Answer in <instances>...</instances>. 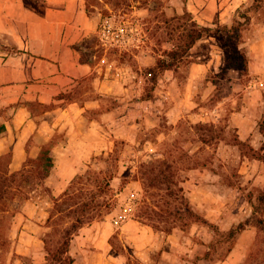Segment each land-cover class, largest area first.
<instances>
[{"label":"crops","instance_id":"1","mask_svg":"<svg viewBox=\"0 0 264 264\" xmlns=\"http://www.w3.org/2000/svg\"><path fill=\"white\" fill-rule=\"evenodd\" d=\"M165 1L171 12L187 9L201 24L231 27L247 0ZM138 12L149 13V7ZM247 14L255 34L245 42L248 60L243 88L230 91L205 110L172 68L162 70L150 94L145 93L148 77L139 70L154 66V56L134 54L140 62L136 68L109 61L106 42L97 43L102 36L99 21L87 13L84 0H0V156H8L10 172L22 169L51 143L54 164L45 183L57 196L85 162L109 153L117 144L137 147L131 160L137 163L154 160L160 155L157 147L164 146L161 155L172 162L171 147L188 145L183 123H203L205 115L215 129H232L249 148L248 153L222 157L190 153L180 159L181 185L194 210L208 221H193L187 229L177 224L164 231L149 218L135 215L144 191V174L135 166L117 193L122 195L121 207L133 200L130 217L120 225L107 218L81 225L70 239V264H232L240 256L257 230L251 222L237 234L227 258L213 263L205 254L216 240L210 224L229 229L252 217L257 195L264 188V85L252 84L255 78H264V14L260 8L256 14ZM214 35L203 36L189 49L192 52L204 42L208 45L206 54L195 55L191 79L205 78L223 56V47L210 42ZM214 88L201 94L209 97ZM161 121L168 125V132L160 129ZM189 139H195V151L197 143L214 144V139L205 141L197 133ZM221 162L228 163L226 171ZM38 206L29 202L23 209L31 217L28 209ZM258 214L264 219V212ZM20 226L13 235L16 252L29 257L32 264H45V218H26Z\"/></svg>","mask_w":264,"mask_h":264},{"label":"rangeland","instance_id":"2","mask_svg":"<svg viewBox=\"0 0 264 264\" xmlns=\"http://www.w3.org/2000/svg\"><path fill=\"white\" fill-rule=\"evenodd\" d=\"M84 4L85 9H88L90 14L98 19L102 36L101 39L97 38V43L106 42L107 53H109L107 55L108 60L114 62L115 66L136 68L139 67L140 62L134 54L140 55L146 52L154 56L157 61L158 57L167 58L166 53L170 49H180L183 45L184 38L181 35L185 31V27L188 26L189 20L186 19L184 10L171 12L169 10L170 4L166 3L165 0H84ZM142 4H148L149 13L138 12L141 10ZM259 8L264 14L263 0H247L239 8V16L233 19L235 22L232 25L236 29H232L231 32L222 31L210 39V42L213 41L216 45L223 47V56L220 60L217 59L215 67L207 72L205 78L191 79L190 72L192 63L196 58L195 55L207 53L208 45L206 42L197 45L192 52L189 50L186 53L187 57L178 63L175 74L183 84L188 83V89L192 91L194 101L198 102V107L200 105L205 110L211 109L218 104V101H222L230 91L237 92L243 88L247 74V67L245 68L244 64L246 62L247 65L248 60L245 42L247 37H253L255 34L254 24H251L247 12L256 14L259 12ZM117 38L119 42H116L115 39ZM229 42L240 48V57L236 58L235 65L233 62L226 63L230 53ZM114 43L120 45L118 48L123 51L124 60H120L118 55L113 53V47H116ZM99 49L103 54L104 46L100 45ZM243 55L247 56L246 61L242 60ZM139 71L144 72L146 70L142 68ZM158 75L156 81H158ZM213 85L215 88L211 96L205 97L201 94L202 91L205 93L207 89H211ZM234 87L235 90H233ZM227 105L226 102L223 104L225 109H227ZM207 116L205 115L206 118L203 123L199 121L195 124L183 123V128L187 129L188 145L187 147L178 145L171 147V155L175 158L172 162L166 160L165 165L162 163L165 159L161 155L164 153V146L157 147L156 152H159L160 155L156 156L154 160H141L142 162L137 163L131 161L135 159V154L138 153L137 147L132 148L117 144L109 153L94 155L85 162L79 174L69 184L65 195H53L49 185L38 184V179L33 173L30 175L29 182L24 181L27 178L25 174L26 177L24 175L16 177V183L19 187L14 188L16 184L13 183L11 185L14 186H4L3 189L6 190V193L0 198V264H32L29 257L16 252V245L13 242V235L20 232V224L25 222L26 218L32 220L35 217L37 219L45 218L43 232L46 251L55 250L62 241L64 231L67 228H72L75 224L83 225L94 218L111 220L121 208L122 195L117 193L129 180L133 169H136L135 166L144 172L152 171L155 173L165 168L171 173V178L166 184H156L152 188L144 187L140 198L141 203L135 215L149 218L155 228L164 231L171 230L177 224L187 229L193 221L197 220L187 217L186 214V205L191 211H194L195 208L189 203L187 193L180 182L178 169L181 160L190 153H201L205 157L218 153L222 157L242 152L232 129H215L211 124V117L207 120ZM222 118L227 121V116L223 115ZM190 126L194 130L189 131ZM160 127L162 131L168 132L169 127L164 121L160 122ZM194 133H197L198 137H204L208 142L214 139V144L199 146L197 143L198 149L195 151V139H189L193 137ZM147 136L151 138L158 136V133ZM235 144H237L236 148ZM140 148L144 150L143 153L147 152L145 148ZM143 153L139 154L140 158L145 155ZM171 155H169L170 158H172ZM6 159L3 157L0 161L1 171L6 166ZM219 165L223 167L224 171L229 168L227 162H221ZM32 168L33 166L30 165L29 169ZM21 177L24 180L20 179ZM95 180H97L98 185ZM29 202L39 204L36 209H28L27 212L32 214L31 217L23 209L24 205ZM157 207L161 210H168V213L165 211L158 212ZM258 215L255 214L252 219L253 224L257 227L255 234L246 247L241 248L240 256L232 264H264V228H262L264 225L258 223ZM79 227L75 226L71 237ZM217 231L215 235L217 241L214 244V250L212 249L213 259L226 254L228 246L233 244L234 239H236L229 236L227 229L218 227ZM48 258L47 255L46 263L48 261L51 263Z\"/></svg>","mask_w":264,"mask_h":264},{"label":"trees","instance_id":"3","mask_svg":"<svg viewBox=\"0 0 264 264\" xmlns=\"http://www.w3.org/2000/svg\"><path fill=\"white\" fill-rule=\"evenodd\" d=\"M147 5L148 4H145V5L142 4L140 7H148ZM86 11L89 15H91L88 9H86ZM184 14L187 17L186 19L189 20V24L187 27H185V31L181 35L184 38V42H183L182 47L180 49H178V48L170 49L168 51V53H166L167 58L166 57H158L156 64L154 66H150V67L145 68L146 71H144V72H145V75L148 77L146 79V82H145V93H147V94H150V89L152 87V83L154 81H156L158 73L161 70H164L166 68H172L175 70L178 63L181 62V59L185 58L186 53L189 51V49L193 46V44H195V42L198 39H200L206 35L217 34V33H220L222 31H226V30L231 32L232 29H234V28L236 29V27H233V25L231 27H229L226 23H218L216 25L201 24L193 18L192 13L190 11H188L187 9L184 10ZM115 46L116 47H113V50H112L113 53L118 55L120 60H124L125 56H124L123 51H121L117 45H115ZM228 46L230 47V53L227 56V62L226 63L229 64V63L233 62V64L235 65L237 62L236 58L240 57V54H239L240 48L237 47L236 45L231 44L230 42L228 43ZM99 53L102 54L100 49H99ZM108 54L109 53H107V55ZM246 59H247V56L243 55L242 60L246 61ZM244 67L245 68L247 67L246 62L244 64ZM263 127H264V121H263ZM202 138L204 139V137H202ZM235 140L237 141V144L239 146H241L242 153H248L249 152V148L247 147V144L244 141L239 140L237 137L235 138ZM51 148H52L51 143L44 145L40 154L37 157L29 158L27 160V162L24 164L22 169H20L18 171H13V172H10L8 170V166H7L8 156L7 155L0 156V161L3 159V157L7 158L6 159L7 160L6 166H5L4 170H2V171L0 170V198H2L3 195L6 193V190L3 189V187L7 186V185H8V187L14 186V185H11V183L16 184V186H14V188L19 187L18 183H16L17 182L16 177L22 176L24 174L27 175L26 180H24L22 177L20 179H23L25 182L30 181L29 180L30 175L33 173V175H35L38 179V184H46L45 183V176L51 171L53 164H54L53 157L51 155ZM261 157L264 159V155H261ZM162 163L165 165L166 160H163ZM30 165L33 166L32 169H29ZM142 173L144 174V179H143L144 187L146 186L148 188H150V187L152 188V186H155L156 184H160V183L166 184L168 179L171 178V173L168 172L167 170H165V168L163 170H159L158 172H155V173H152V171H149V172L142 171ZM95 178H97V177H95ZM95 181H96V184L98 185L97 180H95ZM67 188L65 189V191L62 194L65 195L67 193ZM257 200H258V203L253 208V214L254 215L258 214V213H262V211H264L263 210L264 209V188L258 193ZM185 207H186L185 210H186L187 217H190V218L192 217V218L196 219L197 221H200L203 223H208V221L201 214H199L195 210L191 211L188 208V205H186ZM156 210L158 212L159 211H165V213H168V210H161L159 207H157ZM152 211H154V210H152ZM253 216L249 217L243 221H240L239 223H237L233 227H230L229 229H227L229 236L232 238H235L237 236V234L245 227L246 224H248L250 222L253 223L252 222ZM258 216L259 217H258L257 221L259 224H261L263 226L264 225V219L260 215H258ZM210 225L215 230V233H217L218 228L215 226V224H210ZM75 226H81V224H79V225L75 224V225H73L72 228H67L62 235V241L59 243V245H57L56 249L47 251V255L49 256L48 259L51 260V263L54 262L53 264H70L72 262V258L67 254V251L69 248L72 230L75 228ZM262 228H264V227H262ZM216 241L217 240H215L211 243L210 249L205 254V256H207L210 259V261L213 263H215L219 260L225 259L227 252H229L233 246V244H230L227 248L226 254H224L221 257H217L216 259H213L212 249L214 250V248H215L214 244L216 243ZM45 243H46V241H45ZM51 263H49V261H48V263H46V264H51Z\"/></svg>","mask_w":264,"mask_h":264},{"label":"built area","instance_id":"4","mask_svg":"<svg viewBox=\"0 0 264 264\" xmlns=\"http://www.w3.org/2000/svg\"><path fill=\"white\" fill-rule=\"evenodd\" d=\"M104 35V34H103ZM113 40V37H112ZM116 42H119L118 38L115 39ZM115 45H119L118 43H114ZM252 84L256 85V86H262L264 85V78L263 77H257L252 81ZM133 200H127L122 207L120 208V210L113 215L112 217V221L113 223H115L116 225H120L121 223L125 222L131 215L132 212V208H133V204H132Z\"/></svg>","mask_w":264,"mask_h":264}]
</instances>
